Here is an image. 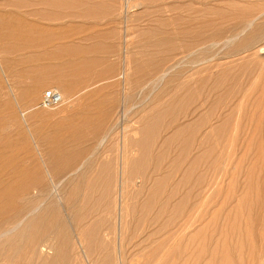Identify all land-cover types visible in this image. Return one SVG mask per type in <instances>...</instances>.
I'll use <instances>...</instances> for the list:
<instances>
[{"label":"rangeland","instance_id":"rangeland-1","mask_svg":"<svg viewBox=\"0 0 264 264\" xmlns=\"http://www.w3.org/2000/svg\"><path fill=\"white\" fill-rule=\"evenodd\" d=\"M0 194V264H257L264 0H0Z\"/></svg>","mask_w":264,"mask_h":264},{"label":"bare ground","instance_id":"bare-ground-1","mask_svg":"<svg viewBox=\"0 0 264 264\" xmlns=\"http://www.w3.org/2000/svg\"><path fill=\"white\" fill-rule=\"evenodd\" d=\"M261 15H262V14H261ZM259 16H260V15H259ZM251 17H252V16H251ZM249 18H250V17H249ZM246 19H248V17H247ZM251 20H252V19H251ZM253 21H254V20H253ZM239 22H241V21H239ZM250 23H252V21H251ZM250 23H247V24L250 25ZM260 23H261V22H260ZM245 24H246V23H245ZM256 25H257V24H256ZM256 25H255L254 27H257V26H258V25H257V26H256ZM250 26H251V25H250ZM247 27H248V26H247ZM247 27H246V29H247ZM242 31H243V30H242ZM242 31H241V33H242ZM244 31H245V30H244ZM225 45H226V44H225ZM257 46H258V45H257ZM260 49H261V48H260ZM255 58H256V57H255ZM258 59H259V58H258ZM163 75H164V73H163ZM163 78H164V77H163ZM12 115H13V114H12ZM139 141H140V140H139ZM140 142H142V141H140ZM140 142H139V144H140ZM143 142H145V141H143ZM136 144H137V143H136ZM140 146H142V145H140ZM143 146H144V145H143ZM2 154H3V153H2ZM152 156H153V155H152ZM150 157H151V156H150ZM146 161L148 162L149 160L147 159ZM140 162H142V161H140ZM134 165H135V164H134ZM4 166H5V165H4ZM141 166H142V164H141ZM138 167H139V166H138ZM142 167H143V166H142ZM20 168H21V167H20ZM3 169H4V168H3ZM14 169H15V168H14ZM19 170H21V169H19ZM20 172H21V171H20ZM7 173H8V171H7ZM24 173H25V172H24ZM11 174H12V173H11ZM18 174H19V173H18ZM25 174H26V173H25ZM35 174H36V173H35ZM249 174H250V173H249ZM251 174H253V173H251ZM251 174H250V175H251ZM250 175H249V176H250ZM252 176H253V175H252ZM4 177H5V176H4ZM26 177L29 178V176H26V175H25V178H26ZM33 177H34V175H33ZM2 179H3V177H2ZM7 179H9V178H7ZM10 179H11V178H10ZM24 180H26V179H24ZM31 180H32V179H31ZM26 181H27V180H26ZM28 181H29V180H28ZM40 181H41V180H40ZM24 182H25V181H24ZM24 182H23V183H24ZM249 183H250V181H249ZM249 183H248V187H246L247 189L250 187V184H249ZM253 185L255 186L254 183H253ZM254 186H253V187H254ZM256 187H257V186H256ZM256 187H255V188H256ZM246 188H245V189H246ZM258 188H259V187H258ZM78 189H79V188H78ZM250 189L253 191L252 187H251ZM251 190H250V191H251ZM256 190H257V189H256ZM252 191H251V192H252ZM24 192H25V191H24ZM26 192H27V191H26ZM251 192H249V193H251ZM257 192H258V191H257ZM1 193H2V192H1ZM4 193H5V192H4ZM252 194H253V193H252ZM256 194H257V193H256ZM0 195H1V194H0ZM16 195H17V194H16ZM74 195H75V193H74ZM257 195H258V194H257ZM257 195H255V196L257 197ZM4 198H5V197H4ZM9 200H10V199H9ZM9 200H6V201L8 202ZM254 200H255V198H254ZM0 201H2V200H0ZM118 201H119V200H118ZM0 203H1V202H0ZM118 203H119V202H118ZM255 203H256V202H255ZM3 204H4V203H3ZM181 205H182V204H181ZM34 207L37 208V206H34ZM39 207H40V206H39ZM0 208H1V207H0ZM12 209H13V208H12ZM12 209H11V210H12ZM1 210H2V209H1ZM1 210H0V211H1ZM30 211H31V209H30ZM29 213H30V212H29ZM23 216H24V215H23ZM16 217H17V215H16ZM22 218L24 219V217H22ZM250 218H251V217H250ZM20 220H21V219H20ZM251 220H253V218H251ZM260 221H261V220H260ZM18 222H19V221H18ZM249 222H250V220H249ZM262 222H263V221H262ZM250 223H251V222H250ZM252 223H253V222H252ZM260 223H261V222H260ZM260 223H259V224H260ZM16 224H17V223H16ZM20 224H21V223H20ZM261 224H262V223H261ZM17 225H18V224H17ZM257 225H258V224H257ZM250 226H251V225H250ZM254 226L256 227V225H254ZM11 228H12V230H14L13 227H11ZM8 229H9V228H8ZM250 232H251V231H250ZM239 233H240V232H239ZM262 233H264V230L262 231ZM7 234H8V233H7ZM251 234H252V233H251ZM251 234H250V235H251ZM251 237H253V236L251 235ZM250 239L252 240L253 238H250ZM262 239H263V237H262ZM262 239H261V241H263ZM238 240H239V239H238ZM254 241H255V240H252L251 242H254ZM236 242H237V241H236ZM239 243H242V242H238V245H239ZM254 243H255V242H254ZM45 245H46V244L44 243V246H45ZM52 245H53V244H52ZM52 245H51L50 248H52ZM40 246H41V244H40ZM44 246H43V247H44ZM236 246H237V245H236ZM260 246L262 247V244H261ZM34 247H35V246H34ZM45 247H46V246H45ZM253 247H254V246H253ZM253 247H251V248H253ZM40 248H41V247H40ZM40 248H39V249H40ZM50 248H49V249H50ZM236 248H237V247H236ZM251 248H250V251H251ZM263 248H264V247H263ZM238 249H239V247H238ZM260 249H261V248H260ZM241 250H242V246H241L239 252H242ZM252 250H253V249H252ZM41 251H42V248H41ZM250 251H249V252H250ZM258 251H259V250H257V252H258ZM43 252H44V251H43ZM257 252H255V254H256ZM259 252H260V251H259ZM236 253H237V251L235 252V254H236ZM251 253H252V252H251ZM31 254H32V253H31ZM35 254H36V253H35ZM41 254H42V253H41ZM240 254H241V253H240ZM252 254H253V253H252ZM252 254H251V255H252ZM257 254H258V253H257ZM242 255H243V254H242ZM242 255H241V256H242ZM39 256H40V254H39ZM238 256H239V255H238ZM238 256H236V257H238ZM254 256H255V255H254ZM236 257H235V258H236ZM252 257H253V255H252ZM239 258H240V256H239L237 259H239ZM254 258H255V257H254ZM248 259H250V258L247 257V260H248ZM257 259H258V257H257ZM44 260H45V259H44ZM239 260H241V259H239ZM252 260H253V259H252ZM45 261H46V260H45ZM58 261H59V260H58ZM63 261H64V260H63ZM237 261H238V260H237ZM249 261L251 262V260H249ZM249 261H247V262H249ZM254 261H255V259H254ZM257 262H258L257 264H264V253L260 256V259H258ZM255 263H256V262H255ZM233 264H235V263H233ZM241 264H242V263H241Z\"/></svg>","mask_w":264,"mask_h":264},{"label":"built area","instance_id":"built-area-1","mask_svg":"<svg viewBox=\"0 0 264 264\" xmlns=\"http://www.w3.org/2000/svg\"><path fill=\"white\" fill-rule=\"evenodd\" d=\"M62 102L63 98L61 93L54 88H49L44 91L40 106L46 108H57L62 104Z\"/></svg>","mask_w":264,"mask_h":264},{"label":"crops","instance_id":"crops-1","mask_svg":"<svg viewBox=\"0 0 264 264\" xmlns=\"http://www.w3.org/2000/svg\"><path fill=\"white\" fill-rule=\"evenodd\" d=\"M105 149H106V148H105ZM107 149H108V147H107ZM102 151H103V154H104V153H105V152H104V148L102 149ZM130 163H131V164H134V160H130Z\"/></svg>","mask_w":264,"mask_h":264}]
</instances>
